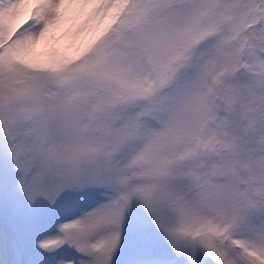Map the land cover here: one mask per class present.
I'll use <instances>...</instances> for the list:
<instances>
[{
    "label": "snow or ice",
    "instance_id": "snow-or-ice-1",
    "mask_svg": "<svg viewBox=\"0 0 264 264\" xmlns=\"http://www.w3.org/2000/svg\"><path fill=\"white\" fill-rule=\"evenodd\" d=\"M0 264H264V0H0Z\"/></svg>",
    "mask_w": 264,
    "mask_h": 264
}]
</instances>
